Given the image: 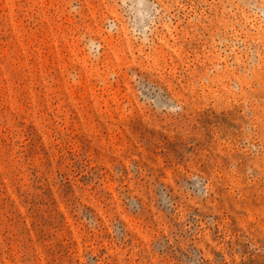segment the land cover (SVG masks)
Instances as JSON below:
<instances>
[{
    "label": "rangeland",
    "instance_id": "1",
    "mask_svg": "<svg viewBox=\"0 0 264 264\" xmlns=\"http://www.w3.org/2000/svg\"><path fill=\"white\" fill-rule=\"evenodd\" d=\"M0 264H264V0H0Z\"/></svg>",
    "mask_w": 264,
    "mask_h": 264
}]
</instances>
